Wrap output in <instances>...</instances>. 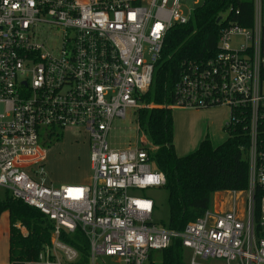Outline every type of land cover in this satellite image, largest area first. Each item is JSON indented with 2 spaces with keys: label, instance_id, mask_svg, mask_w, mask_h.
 Returning <instances> with one entry per match:
<instances>
[{
  "label": "built area",
  "instance_id": "1",
  "mask_svg": "<svg viewBox=\"0 0 264 264\" xmlns=\"http://www.w3.org/2000/svg\"><path fill=\"white\" fill-rule=\"evenodd\" d=\"M188 1L192 8L180 0H0V188L53 228L37 260L26 264H154L174 240L190 253L188 264H264L261 0H254L250 28H222L212 58L183 64L173 103L159 106L227 107V135L243 128L249 141L247 189L226 192L228 209L219 202L182 231L153 220L146 192L166 180L138 117L156 108L145 96L167 33L192 21L204 3ZM45 33L59 43L49 45ZM127 117L136 118L142 137L112 148L114 122ZM66 133L87 136L88 184L48 180L44 150ZM77 230L89 246L84 257L62 240Z\"/></svg>",
  "mask_w": 264,
  "mask_h": 264
},
{
  "label": "trees",
  "instance_id": "2",
  "mask_svg": "<svg viewBox=\"0 0 264 264\" xmlns=\"http://www.w3.org/2000/svg\"><path fill=\"white\" fill-rule=\"evenodd\" d=\"M254 0H204L192 21L175 25L166 35L153 84L145 96L156 108L141 110L138 122L150 143L157 150L150 154L156 168L165 176L169 217L167 227L182 231L210 208L212 196L220 192H242L248 185L246 151L249 147L243 128H236L227 140L214 147L206 136L190 155L178 157L173 146L172 110L159 106L173 103V88L183 64L205 61L216 54L220 30L228 25L250 28ZM237 12V14H236ZM218 18H221L217 23ZM0 199V218L9 221L8 259L10 264H26L37 260L50 241L51 224L36 209L4 192ZM15 225L25 228L23 236ZM62 240L86 256L88 243L77 230L62 233ZM162 264H184L179 240L161 253ZM86 260L82 263L85 264Z\"/></svg>",
  "mask_w": 264,
  "mask_h": 264
},
{
  "label": "rangeland",
  "instance_id": "3",
  "mask_svg": "<svg viewBox=\"0 0 264 264\" xmlns=\"http://www.w3.org/2000/svg\"><path fill=\"white\" fill-rule=\"evenodd\" d=\"M180 3L185 4L188 9L192 8L191 2L188 0H180ZM261 9L264 19V0H261ZM188 15L187 10H185L184 16L188 17ZM44 36L47 37L48 34L45 33ZM47 38L49 45L59 43L56 37L48 36ZM172 119L173 146L175 154L178 157H182L190 149L189 141L192 140L191 129L197 131L209 125V132H206V134L208 133V139L214 147L222 144L228 138L224 128L226 122L229 120V109L227 107L215 106L207 109L174 108L172 109ZM114 125L116 130L111 132L108 137L109 145L112 148L124 147L127 143H134L136 137H142V132L137 131L135 117H131V121L129 117L123 122L117 120L114 122ZM49 144V147L44 150L46 158L45 171L48 180L56 185L77 186L88 184L91 172L89 167L90 147L87 136L83 134L80 136L69 133L59 134L58 137L52 138ZM4 192L0 188V199L5 197ZM146 193L155 205L154 222L167 226L169 217L167 192L164 189H155L149 190ZM214 200L215 196L211 199L210 208L213 207ZM219 202L225 203L224 209H228L230 206L228 205L230 202L229 194L219 198ZM8 226V216L7 214H3L0 218V264H8L6 253ZM189 260L190 253L183 252L184 264H188ZM204 263L222 264V262L212 259ZM154 264H162L161 254L154 256Z\"/></svg>",
  "mask_w": 264,
  "mask_h": 264
},
{
  "label": "crops",
  "instance_id": "4",
  "mask_svg": "<svg viewBox=\"0 0 264 264\" xmlns=\"http://www.w3.org/2000/svg\"><path fill=\"white\" fill-rule=\"evenodd\" d=\"M209 127L210 126L208 125L205 128L204 127L200 128L197 131H195L194 129H191L192 140L189 141L190 149H189V151L184 153L182 157L186 156L187 154H189L191 152H194L197 149V147L200 144V142L208 135V133L206 134V132H209ZM226 194H227L226 192H220V193L214 194L213 196H215V200H214V203H213V207L211 209L217 208L218 203H219V198H221L223 195H226ZM8 225H9V221H8ZM8 237H9V226H8ZM6 253H7V258H8V245L6 247ZM8 264H10L9 263V259H8Z\"/></svg>",
  "mask_w": 264,
  "mask_h": 264
},
{
  "label": "water",
  "instance_id": "5",
  "mask_svg": "<svg viewBox=\"0 0 264 264\" xmlns=\"http://www.w3.org/2000/svg\"><path fill=\"white\" fill-rule=\"evenodd\" d=\"M220 20H221V18H218V20H217V23H219V22H220Z\"/></svg>",
  "mask_w": 264,
  "mask_h": 264
}]
</instances>
